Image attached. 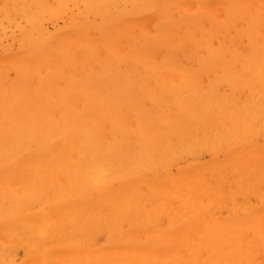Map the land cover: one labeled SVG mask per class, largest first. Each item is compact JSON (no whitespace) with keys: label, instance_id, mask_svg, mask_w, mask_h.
Listing matches in <instances>:
<instances>
[{"label":"bare ground","instance_id":"obj_1","mask_svg":"<svg viewBox=\"0 0 264 264\" xmlns=\"http://www.w3.org/2000/svg\"><path fill=\"white\" fill-rule=\"evenodd\" d=\"M0 264H264V0H0Z\"/></svg>","mask_w":264,"mask_h":264}]
</instances>
